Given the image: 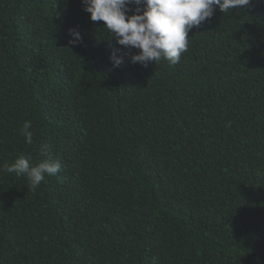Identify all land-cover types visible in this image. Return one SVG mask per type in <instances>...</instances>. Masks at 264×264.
<instances>
[{
	"label": "trees",
	"instance_id": "trees-1",
	"mask_svg": "<svg viewBox=\"0 0 264 264\" xmlns=\"http://www.w3.org/2000/svg\"><path fill=\"white\" fill-rule=\"evenodd\" d=\"M188 39L144 67L81 0H0V168L61 164L0 170V264H264V0Z\"/></svg>",
	"mask_w": 264,
	"mask_h": 264
},
{
	"label": "clouds",
	"instance_id": "clouds-1",
	"mask_svg": "<svg viewBox=\"0 0 264 264\" xmlns=\"http://www.w3.org/2000/svg\"><path fill=\"white\" fill-rule=\"evenodd\" d=\"M83 11L90 21H102L116 44L125 49H137L138 54L129 55V62L147 67L149 62L166 60L179 63L182 53L188 49V33L210 21L216 10L230 13L250 4V0H81ZM131 13V14H129ZM69 45L82 41L78 29H69ZM118 51V50H117ZM113 51L108 59L112 68L124 63V56ZM33 125L25 121L20 129L24 141L33 144ZM43 159L32 162L31 156L21 154L11 165L0 170L27 177L33 189L40 186L45 175L55 176L61 171V164L48 153L47 146H41Z\"/></svg>",
	"mask_w": 264,
	"mask_h": 264
}]
</instances>
